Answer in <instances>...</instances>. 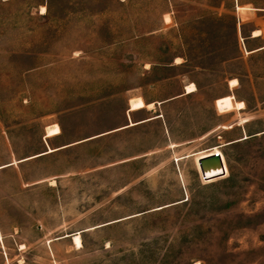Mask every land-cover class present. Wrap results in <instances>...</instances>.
Listing matches in <instances>:
<instances>
[{
	"label": "rangeland",
	"instance_id": "374dc122",
	"mask_svg": "<svg viewBox=\"0 0 264 264\" xmlns=\"http://www.w3.org/2000/svg\"><path fill=\"white\" fill-rule=\"evenodd\" d=\"M263 45L264 0H0V264H264Z\"/></svg>",
	"mask_w": 264,
	"mask_h": 264
},
{
	"label": "bare ground",
	"instance_id": "6f19581e",
	"mask_svg": "<svg viewBox=\"0 0 264 264\" xmlns=\"http://www.w3.org/2000/svg\"><path fill=\"white\" fill-rule=\"evenodd\" d=\"M231 86H234L237 84V80H232L230 82ZM196 91V85L194 83L188 85L185 88V93L192 94V92ZM145 102L142 99H139L136 102L132 103V111H139V109H143L145 107ZM49 135H59L60 130L58 127L52 128L49 130ZM48 135V136H49ZM47 136V137H48ZM51 151V150H50ZM216 155V154H215ZM215 155H212V157L205 158L199 161V165L201 166L202 175L207 176V181H212L213 179H218V175H221V172H223V176L226 173L225 165H223L222 157L218 155V158H215ZM75 241L77 246H81L80 237L76 236Z\"/></svg>",
	"mask_w": 264,
	"mask_h": 264
},
{
	"label": "crops",
	"instance_id": "0c3cea01",
	"mask_svg": "<svg viewBox=\"0 0 264 264\" xmlns=\"http://www.w3.org/2000/svg\"><path fill=\"white\" fill-rule=\"evenodd\" d=\"M258 31H259V30H258ZM260 32H261V31H260ZM261 36H262V33H261L260 37H261ZM260 37H256V38H260ZM252 38H253V37H252ZM256 38H255V39H256ZM263 50H264V45H263V47H261V48H258V49H256V50H252L251 53L259 52V51H263ZM184 93H185V88H184ZM185 95H186V93H185ZM148 120H150V119H148ZM155 120H156V119H155ZM151 121H152V120H151ZM143 122H149V121L145 120V121H142V122H139V123H143ZM9 152H10V151H9ZM10 159H11V155H10ZM3 166H5V167L2 168V169H0V170H4V169H7V168L13 166V163H12L11 160H10L9 163H3V164L0 165V167H3ZM1 254L4 256V262H3L2 264H10V260H8L7 253H6L5 251H3V252H1Z\"/></svg>",
	"mask_w": 264,
	"mask_h": 264
},
{
	"label": "built area",
	"instance_id": "2783aa9c",
	"mask_svg": "<svg viewBox=\"0 0 264 264\" xmlns=\"http://www.w3.org/2000/svg\"><path fill=\"white\" fill-rule=\"evenodd\" d=\"M217 154V153H216ZM217 156H218V154H217ZM226 174V173H225ZM224 174V175H225ZM223 176V175H222ZM201 177H202V179L204 180V181H207L208 179L207 178H205L203 175H201Z\"/></svg>",
	"mask_w": 264,
	"mask_h": 264
},
{
	"label": "water",
	"instance_id": "95a60500",
	"mask_svg": "<svg viewBox=\"0 0 264 264\" xmlns=\"http://www.w3.org/2000/svg\"><path fill=\"white\" fill-rule=\"evenodd\" d=\"M246 140V139H245ZM215 158H218L217 154L215 155ZM223 175V172H221V175H218V176H222ZM205 178H207L206 175H204Z\"/></svg>",
	"mask_w": 264,
	"mask_h": 264
}]
</instances>
